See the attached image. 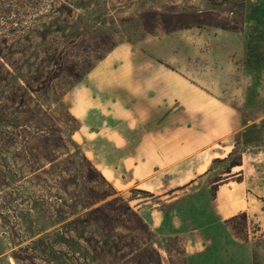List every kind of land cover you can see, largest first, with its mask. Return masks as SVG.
Listing matches in <instances>:
<instances>
[{"label":"rangeland","instance_id":"1","mask_svg":"<svg viewBox=\"0 0 264 264\" xmlns=\"http://www.w3.org/2000/svg\"><path fill=\"white\" fill-rule=\"evenodd\" d=\"M11 2L6 14L13 21V26L6 23L0 29L4 34L0 36V56L10 63L0 66V113L9 105H16L18 109L32 106L30 96H22L23 81L33 86L50 66L54 56L62 57L63 70L53 81L51 90L46 91L44 100L40 101L41 110L46 114V130H49L50 114L53 122L62 129V135L66 137L71 134V139L79 145L96 169L108 175L104 178L117 193H126L132 189L130 194L134 198L129 200V205L152 230V242L160 254L161 264H264V119L249 126L242 136L235 134L229 138L235 141L231 152L211 159L208 167L190 182L167 190L160 189L159 193L154 194L143 190L140 184L133 183L129 171L122 168L120 163L127 153H118L115 151L117 147L112 148L118 143H132L137 138L94 135L99 129L109 131L114 128L118 119L112 112L116 103L109 89L100 88L96 92L88 122L83 125L67 111L72 88L108 53L113 44L132 42L140 45L144 42L148 49L158 48L156 39L166 34H188L195 31L197 35H202V52L207 53L206 57L199 58L200 61L215 62L218 65L222 61L221 67H225V71L230 74L219 80L221 85L229 86L231 92L236 90L230 97L240 96L244 99V105L240 108L245 118L257 119L264 115V0ZM48 21L49 29L42 36L40 33ZM9 27L16 30L10 31ZM25 57H28V63L18 66ZM233 58L238 63L235 74L232 73L234 64L230 62ZM200 66L201 63L192 64L196 71H200ZM217 71L209 70L208 75L216 78ZM9 73L14 74L10 76ZM13 76L15 79L11 80ZM233 85L237 89L234 90ZM68 114L77 122H68ZM75 125L77 129L72 131ZM136 128H141L140 122ZM253 146L255 148H251ZM246 148L257 150L260 157L250 162L256 164V173L262 176L261 185L256 186L259 198L256 200L257 211L239 213L218 221L211 207L213 189L216 183L229 176L228 172L233 167L230 166L231 162L241 163V152ZM5 149L20 150L21 144L15 140L4 146V141L0 140V152ZM41 163L45 164L44 169L48 167L44 160ZM111 173L114 176L112 179ZM235 173L239 171L231 174ZM233 178L239 179L240 175ZM30 184L28 188L37 197L36 205L42 208L38 217L41 229L39 232H26L22 244L40 239L34 253L43 257V251H49V195L43 184L36 181ZM91 185L96 190L103 188L97 179ZM4 202L10 208L27 206L19 195ZM0 210H5L2 205ZM7 214L10 223L21 221V217L14 218L11 211ZM2 229L0 227V264L135 263L42 261L37 258L33 261H14L11 257L13 246Z\"/></svg>","mask_w":264,"mask_h":264},{"label":"crops","instance_id":"2","mask_svg":"<svg viewBox=\"0 0 264 264\" xmlns=\"http://www.w3.org/2000/svg\"><path fill=\"white\" fill-rule=\"evenodd\" d=\"M202 41V35L194 31L166 34L156 39L158 48L148 49L144 42L115 44L70 92L68 110L83 125L88 122L96 92L110 90L117 122L109 131L99 129L94 135L137 138L112 148L127 153L120 161L122 168L147 192L157 194L160 189L190 182L211 159L231 152L235 141L229 138L242 136L249 126L264 119V115L244 117L240 108L244 99L230 97L237 86L231 92L219 81L230 74L221 67L222 61L220 65L200 61L207 56ZM230 62L235 74L238 63L235 58ZM199 63L202 67L196 71L192 64ZM209 70H218L216 78L208 75ZM139 122L141 128L137 129ZM258 157L257 150L246 148L241 163L216 183L211 207L218 221L257 211L256 186L261 185L262 176L250 162ZM234 171L239 173L231 174ZM102 175L108 177L103 171ZM236 175L240 178L234 179ZM113 177L111 173L110 179Z\"/></svg>","mask_w":264,"mask_h":264},{"label":"trees","instance_id":"3","mask_svg":"<svg viewBox=\"0 0 264 264\" xmlns=\"http://www.w3.org/2000/svg\"><path fill=\"white\" fill-rule=\"evenodd\" d=\"M11 4V0H0V29L6 23H13L6 14ZM9 28L10 31L16 30ZM47 29L49 21L40 34L43 36ZM7 60L0 56V66L10 64ZM27 63L28 57H25L18 66ZM62 70V57L54 56L50 66L33 86L23 81L22 96H30L33 105L25 109L9 105L0 113V129H3L0 130V140L4 141V146L15 140L21 144L20 150L5 149L0 152V206L5 209L0 210V227L4 228L2 230L13 246L11 257L14 261H33L37 258L42 261L161 264L160 254L152 242V230L129 205V200L134 198L130 194L132 189L117 193L71 139V134L62 135V129L53 122L50 114L49 130H46V114L41 110L40 101L44 100L46 91L51 90L53 81ZM13 74L9 73L10 76ZM13 77H10L11 80L15 79ZM69 116L68 122H77ZM76 129L77 125L72 131ZM41 160L48 165L46 169ZM235 165L239 162L230 163V166ZM96 179L103 188L96 190L91 185ZM35 181L46 186L49 195V251H43V257L34 253L40 239L22 244L26 232L41 229L38 217L42 208L36 205L37 197L28 188ZM18 195L23 197L26 207L10 208L5 205L4 201ZM10 211L14 218L21 217V221L10 223L7 214Z\"/></svg>","mask_w":264,"mask_h":264}]
</instances>
